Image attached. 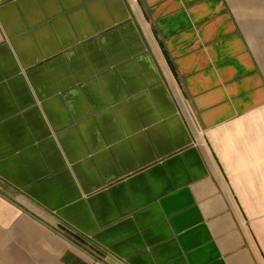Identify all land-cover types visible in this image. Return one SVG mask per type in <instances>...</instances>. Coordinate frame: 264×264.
Listing matches in <instances>:
<instances>
[{"label": "crops", "instance_id": "crops-1", "mask_svg": "<svg viewBox=\"0 0 264 264\" xmlns=\"http://www.w3.org/2000/svg\"><path fill=\"white\" fill-rule=\"evenodd\" d=\"M0 264H264V0H0Z\"/></svg>", "mask_w": 264, "mask_h": 264}]
</instances>
